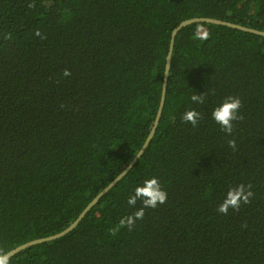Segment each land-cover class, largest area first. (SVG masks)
Listing matches in <instances>:
<instances>
[{
    "label": "trees",
    "instance_id": "obj_1",
    "mask_svg": "<svg viewBox=\"0 0 264 264\" xmlns=\"http://www.w3.org/2000/svg\"><path fill=\"white\" fill-rule=\"evenodd\" d=\"M191 18L264 32V0H0V256L128 166ZM3 264H264V37L180 30L140 158Z\"/></svg>",
    "mask_w": 264,
    "mask_h": 264
},
{
    "label": "water",
    "instance_id": "obj_2",
    "mask_svg": "<svg viewBox=\"0 0 264 264\" xmlns=\"http://www.w3.org/2000/svg\"><path fill=\"white\" fill-rule=\"evenodd\" d=\"M194 23H208V24H214V25H220V26H226L232 29H237L243 32L247 33H252L257 36L264 37V32L262 31H257L254 29L246 28L237 24L229 23V22H224L216 19H211V18H191L182 21L176 28L171 33L170 37V42H169V47H168V53L166 55L165 59V67H164V74H163V82H162V89H161V96H160V101H159V107L155 116V120L153 122V125L151 127V130L142 146V148L139 150V152L136 154V156L132 159V161L128 164V166L108 185L106 186L103 190H101L92 200L91 202L88 203V205L84 208V210L80 213V215L70 224L67 228H65L63 231L45 237V238H39L35 240L28 241L24 244H21L14 249L8 251L6 254L0 256V264L5 263L7 260H9L12 256L18 254L22 250H25L26 248L32 247L34 245H38L41 243H45L48 241L56 240L59 239L69 232H71L76 226L80 223V221L84 218V216L92 209V207L100 200L102 196H104L115 184L118 182L124 175L132 168V166L135 164V162L140 158L142 155L144 149L147 147L149 144L151 138L154 135V132L156 130L158 121L161 117V113L163 110L164 102H165V95H166V87H167V78H168V73L170 69V62H171V57H172V51L174 48V41L177 33L185 28L188 25L194 24Z\"/></svg>",
    "mask_w": 264,
    "mask_h": 264
}]
</instances>
